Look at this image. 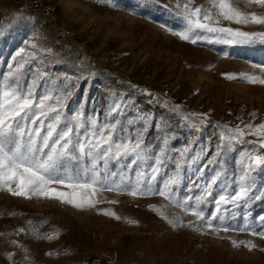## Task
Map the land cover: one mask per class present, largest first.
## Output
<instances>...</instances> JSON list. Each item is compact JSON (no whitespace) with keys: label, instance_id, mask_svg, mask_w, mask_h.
<instances>
[{"label":"rangeland","instance_id":"obj_1","mask_svg":"<svg viewBox=\"0 0 264 264\" xmlns=\"http://www.w3.org/2000/svg\"><path fill=\"white\" fill-rule=\"evenodd\" d=\"M54 1L60 11L46 17L26 14L14 0H0V74L20 69L31 83L45 73L47 94L53 96L49 103L69 118L83 111L101 126L119 121L129 137L146 130L162 133L159 149L150 146L155 153L166 152L157 182L176 175L179 163L178 199L202 194V187L194 185L203 186L220 173V187L213 185L212 195L200 205L213 226L159 194L132 196L98 188L94 207L79 209L0 189V213L6 205L22 206L39 215L42 225V236L30 242L12 232V226L6 233L8 224L0 222V264H264V215L254 219L253 209L264 201V170L257 167L241 179L249 163L242 153L253 147L264 154L259 144L264 134H253L264 123V42L221 43L217 41L224 37L211 33L196 43L181 39L177 16H184L189 0ZM223 2L246 14L264 15V7L252 0ZM219 3L191 0L219 20L215 26L264 33V24L224 19ZM57 95L64 97L59 105ZM113 101L121 107L110 117ZM248 124L252 127L245 128ZM228 126L243 128L244 140L255 145L234 143L237 151L225 155L222 167L205 168ZM185 149L189 151L182 157ZM196 154L202 160L189 167L187 157ZM197 167L203 172H195ZM224 187L231 195L245 187L248 197L217 209L215 200L226 194ZM165 217L196 226L173 228ZM49 234L56 235L48 239Z\"/></svg>","mask_w":264,"mask_h":264},{"label":"snow or ice","instance_id":"obj_2","mask_svg":"<svg viewBox=\"0 0 264 264\" xmlns=\"http://www.w3.org/2000/svg\"><path fill=\"white\" fill-rule=\"evenodd\" d=\"M252 2L264 7V0ZM218 6L221 9L220 15L229 21L264 24V15L246 14L224 3L223 0H220ZM183 12V17L177 16L183 30L176 33L183 40L196 43L206 39L207 34L211 33L224 37L218 39L217 42L221 43L264 42V33H249L231 27L215 26L219 24V20L201 6L192 5L191 0ZM45 76V73H39L37 78L29 83L21 76L20 69L11 71L6 76L0 74V189L13 196L51 199L79 209L94 207L95 201L92 197L98 188L128 191L132 196L159 194L180 205L185 211H191L198 221L207 223L209 228L213 226L211 219L205 221V212L200 210V205L205 202L206 196L212 195L213 185L220 187L217 184L220 173L203 186L198 183L194 185L202 187V194L194 198L187 196L186 199L183 197L178 199L177 193L180 191L181 183L179 163L176 165V175L169 176L162 183L157 182V176L163 175L162 157L166 155L164 148L160 153H155L144 143L142 134L129 137L119 121L101 126L97 119L86 116L83 111L75 112L70 118L65 116L61 108L52 107L49 103L53 96L47 94L48 80ZM228 78L236 77L228 75ZM245 78L253 82L257 79ZM40 80L44 83H39ZM260 83H264V80ZM70 95L71 92H66V96ZM63 98L59 95L55 97L57 105L61 104ZM120 107L121 105L113 101L109 106V116L111 117L113 113L118 114ZM251 127V124L245 125V128ZM253 134H264V123L259 124ZM244 135L243 128L228 126V134H220L222 143L215 157L209 159L204 167L208 165L222 167L225 155L230 151H237L233 147L234 143L255 145V141L244 140ZM163 143L166 146L167 139ZM259 144L260 148L264 149V140ZM188 151L185 149L180 155L184 157ZM242 154L245 160L249 161L244 168L242 180L257 167L264 170V154H256L253 147ZM187 159L191 167L193 163L199 164L202 157L196 154ZM194 171L202 173L203 169L197 167ZM221 190L226 194L219 195L215 200L217 209L221 203L236 204L241 198L248 197V189L245 187H241L235 195L228 193L226 187ZM193 199L195 204H190L189 201ZM105 214L116 216L114 212L105 211ZM211 215L215 217L216 213L213 212ZM116 218L119 219L118 216ZM165 219L173 228L196 226L193 222L184 225L168 217ZM223 230L227 231L228 228ZM22 231L24 229H18V232ZM55 235L49 234L46 238L52 239ZM261 235L264 236V233ZM244 243L249 248L254 247L251 242Z\"/></svg>","mask_w":264,"mask_h":264},{"label":"trees","instance_id":"obj_3","mask_svg":"<svg viewBox=\"0 0 264 264\" xmlns=\"http://www.w3.org/2000/svg\"><path fill=\"white\" fill-rule=\"evenodd\" d=\"M144 142L148 146H153L159 149L161 146V140L163 138L162 133L154 132L152 130H146L143 134ZM178 145H174L176 147ZM174 158L171 157L169 164L172 165ZM254 219L264 215V201L260 202L258 206H254ZM10 212L11 215L7 216V213ZM26 219H30V223L23 222ZM41 217L36 214L30 213V211L22 206L6 205V210L0 213V222H5L8 224L6 228V233L10 230L12 226L14 232L19 238L23 237L28 239L30 242L34 238H40L42 236L41 229ZM22 223V224H20ZM20 228H19V226ZM18 226V228H17ZM24 229L22 232H18V229Z\"/></svg>","mask_w":264,"mask_h":264},{"label":"built area","instance_id":"obj_4","mask_svg":"<svg viewBox=\"0 0 264 264\" xmlns=\"http://www.w3.org/2000/svg\"><path fill=\"white\" fill-rule=\"evenodd\" d=\"M26 14H42L54 16L60 11L58 2L54 0H14Z\"/></svg>","mask_w":264,"mask_h":264}]
</instances>
